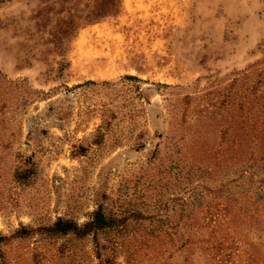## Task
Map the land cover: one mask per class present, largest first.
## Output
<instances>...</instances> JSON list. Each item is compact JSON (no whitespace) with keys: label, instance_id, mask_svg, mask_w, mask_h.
<instances>
[{"label":"rangeland","instance_id":"1","mask_svg":"<svg viewBox=\"0 0 264 264\" xmlns=\"http://www.w3.org/2000/svg\"><path fill=\"white\" fill-rule=\"evenodd\" d=\"M0 237V264H264V0L0 1Z\"/></svg>","mask_w":264,"mask_h":264},{"label":"trees","instance_id":"2","mask_svg":"<svg viewBox=\"0 0 264 264\" xmlns=\"http://www.w3.org/2000/svg\"><path fill=\"white\" fill-rule=\"evenodd\" d=\"M2 1V0H0ZM114 219L107 217L102 211L97 210L92 218L85 222L82 226H79L76 222L68 219L58 218L52 225L48 227H42L46 231L51 233L66 234L69 232L75 233L77 235H84L90 231H95L97 229H103L109 227L113 224ZM26 231L24 229H19L15 232V235L24 234ZM2 238V237H0Z\"/></svg>","mask_w":264,"mask_h":264}]
</instances>
